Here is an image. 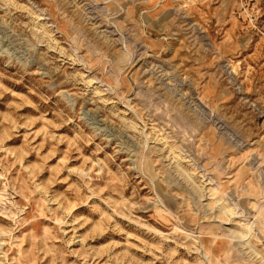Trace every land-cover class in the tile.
Wrapping results in <instances>:
<instances>
[{
	"label": "rangeland",
	"instance_id": "obj_1",
	"mask_svg": "<svg viewBox=\"0 0 264 264\" xmlns=\"http://www.w3.org/2000/svg\"><path fill=\"white\" fill-rule=\"evenodd\" d=\"M263 259L264 0H0V264Z\"/></svg>",
	"mask_w": 264,
	"mask_h": 264
},
{
	"label": "bare ground",
	"instance_id": "obj_2",
	"mask_svg": "<svg viewBox=\"0 0 264 264\" xmlns=\"http://www.w3.org/2000/svg\"><path fill=\"white\" fill-rule=\"evenodd\" d=\"M184 176L186 177L185 178L186 182L191 181V184H193V186H191V187H192L193 190H195L194 192L197 193V194H201L202 193V191H201L202 187L200 185L196 186L195 182H193L192 176L189 175L188 173H186V175H184ZM232 210H234V209L233 208H229L228 206H225V205L222 206V211H224L225 213L233 214ZM252 232H253V223H250V221H247L245 223V226H244V228H243L241 233H238L237 235H235V234H233L231 232V234L233 235L234 238H237L238 240H240V242L239 241L238 242H239L240 245H242V247L243 246L245 247L246 245L249 244V242L247 240H244V239L247 237V234L252 233Z\"/></svg>",
	"mask_w": 264,
	"mask_h": 264
}]
</instances>
